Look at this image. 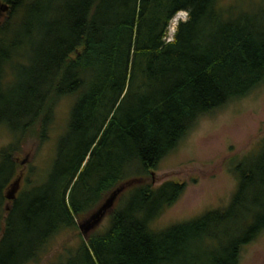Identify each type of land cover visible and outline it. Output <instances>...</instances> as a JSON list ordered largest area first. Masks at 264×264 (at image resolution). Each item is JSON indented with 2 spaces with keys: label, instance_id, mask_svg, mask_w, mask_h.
<instances>
[{
  "label": "trees",
  "instance_id": "16d2710c",
  "mask_svg": "<svg viewBox=\"0 0 264 264\" xmlns=\"http://www.w3.org/2000/svg\"><path fill=\"white\" fill-rule=\"evenodd\" d=\"M0 1L9 5L0 19V98L14 60H27L30 78L0 106L12 137L0 151V264L39 257L127 181L107 225L50 264H237L264 228V204L261 216L246 204L249 185L264 184V140L251 169L244 156L232 164L237 183L226 204L159 230L151 223L186 184L154 186L149 177L198 117L264 81V0ZM250 5L254 13L244 11ZM180 10L190 19L178 21L170 43ZM71 95L49 165L28 166L4 209L3 187L21 173L15 153L28 137H48L55 106Z\"/></svg>",
  "mask_w": 264,
  "mask_h": 264
},
{
  "label": "rangeland",
  "instance_id": "374dc122",
  "mask_svg": "<svg viewBox=\"0 0 264 264\" xmlns=\"http://www.w3.org/2000/svg\"><path fill=\"white\" fill-rule=\"evenodd\" d=\"M234 1L219 0V5H229ZM255 7L250 5L244 11L254 13ZM3 13L0 14V19ZM179 20L184 18L175 14L169 23L167 40L172 39ZM28 69L29 64L23 57L21 62L14 60L6 67L4 95L0 98V106L9 102V96L16 95L21 88L29 84ZM73 100L74 97L71 95L58 101L54 108L49 135L44 141L40 142L37 137H28L15 153L22 174L16 194L23 188L22 178L27 173L28 166L43 171L49 165L54 143L66 123ZM6 127L0 126V151L12 139ZM263 140L264 81L247 95L198 117L178 146L160 161L156 169L152 170L153 175L149 180H154V186L165 180L186 184L180 197L151 223L152 227L159 230L170 224L191 219L207 209L226 204L237 183L236 173L231 168L232 164L244 156L243 165L251 169ZM23 159H26L25 163H21ZM2 178L0 176V181ZM8 184L9 182L6 186ZM247 195L246 204L251 205L254 214L261 216L262 211L256 208L259 204H264V184L249 185ZM4 203L6 201L3 205ZM92 212L89 210L83 213L82 219L77 221V228L58 232L50 239L47 248L39 257L22 264H50L65 258L66 248H74L80 238L84 239L78 224ZM239 214L232 220L240 222L243 216ZM108 220L109 213H106L93 230L103 229ZM2 224V216H0V230ZM237 264H264V228L253 240L243 245Z\"/></svg>",
  "mask_w": 264,
  "mask_h": 264
},
{
  "label": "water",
  "instance_id": "95a60500",
  "mask_svg": "<svg viewBox=\"0 0 264 264\" xmlns=\"http://www.w3.org/2000/svg\"><path fill=\"white\" fill-rule=\"evenodd\" d=\"M9 8V5L5 2L0 1V14L3 12H6ZM26 159H23L21 163H25ZM153 175V172H151ZM22 174L20 173L15 179H13L9 186L6 189L5 197L9 200H12L16 197V193L20 186ZM154 181V180H153ZM132 181H127L124 184H121L114 188L103 200V202L95 209L89 216L82 220L78 224V228L83 235L84 238L87 237L90 231H92L95 226L99 224L101 219L104 217V215L108 212H110L114 201L117 197V195L125 188V185L130 184Z\"/></svg>",
  "mask_w": 264,
  "mask_h": 264
},
{
  "label": "clouds",
  "instance_id": "9594fccd",
  "mask_svg": "<svg viewBox=\"0 0 264 264\" xmlns=\"http://www.w3.org/2000/svg\"><path fill=\"white\" fill-rule=\"evenodd\" d=\"M177 15L183 17L185 19V22H187L188 19H190V13L186 10H180ZM170 43H174V37L171 41H169Z\"/></svg>",
  "mask_w": 264,
  "mask_h": 264
},
{
  "label": "flooded vegetation",
  "instance_id": "af4514ba",
  "mask_svg": "<svg viewBox=\"0 0 264 264\" xmlns=\"http://www.w3.org/2000/svg\"><path fill=\"white\" fill-rule=\"evenodd\" d=\"M8 185H9V184H8ZM8 185L5 186L6 188H5L4 192H3V190H2L3 202L6 201V203H4V205H2V207H3L4 209H7V210L9 209V199H7V198L5 197V192H6V189H7ZM3 188H4V187H3ZM2 221H3V219H2Z\"/></svg>",
  "mask_w": 264,
  "mask_h": 264
}]
</instances>
